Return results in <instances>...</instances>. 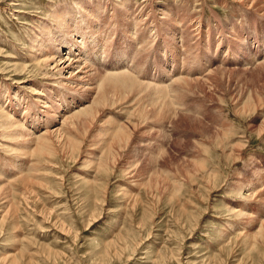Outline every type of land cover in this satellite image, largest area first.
I'll return each mask as SVG.
<instances>
[{"label": "rangeland", "instance_id": "1", "mask_svg": "<svg viewBox=\"0 0 264 264\" xmlns=\"http://www.w3.org/2000/svg\"><path fill=\"white\" fill-rule=\"evenodd\" d=\"M250 1L0 0V264H264V0ZM76 5L116 25L90 35L88 90L62 87L34 40ZM160 5L187 22L156 12L158 33ZM114 64L138 80L125 100L98 86ZM44 99L51 131L90 114L45 149Z\"/></svg>", "mask_w": 264, "mask_h": 264}, {"label": "bare ground", "instance_id": "2", "mask_svg": "<svg viewBox=\"0 0 264 264\" xmlns=\"http://www.w3.org/2000/svg\"><path fill=\"white\" fill-rule=\"evenodd\" d=\"M144 1H147V0H144ZM239 1H242V0H238V2ZM157 3H159V2H157ZM160 7H161V5L157 6V9L153 8V7L151 8L152 10L155 11L154 15L153 14H149L150 15L149 16L147 14L149 16L148 19H149L150 26L155 28V29H157L158 33L160 32V28L163 26V24H162V26L159 25L157 19L156 18L154 19L155 15H157V14H155L156 12H158V15L161 13L160 15L163 16V15H165L166 11L168 12L169 9H170V12L174 13V15L179 19V22H176V23H178V26L181 25L182 22L186 21V20L182 19V15H178L179 13H177L173 9H171L172 7L171 8L168 7L165 10L160 8ZM75 9H77V12H78L77 14H80V17H79L80 20L79 21H77V18L74 17V14H75L74 11H76ZM75 9L71 11V9L67 8V9H57L56 11H54V15L53 16H54L55 20L52 22V23H54V24H52V26H53V28H55V31H56V34H57L58 37L55 36V35L54 36H49L48 35L49 39L48 40L46 39V40L42 41V39L45 36H43L42 39H41V38H39V34H38L35 37L34 40H35V42H39V43H37V44H39V45H37L38 46V51H40L39 54L44 55V57H45L44 60H42L41 62H43V64L46 65V68L48 70L51 69L52 71H55L56 75L59 76V78L62 81H64V82H60V85L62 87H64V88L66 86H68V87L71 86V88H73V89L75 88V89L79 90V89H84V87L86 85L89 86L88 88H90L91 85L94 86V83H92V81H93L92 78L95 75L94 73H96V69L94 71V69L89 67L91 65V64H89V62L92 63V60H91L90 57L89 58H86V57L92 55V52L89 50V47L93 46V45H96V41L97 40H96V38H93L90 35L93 34V33L94 34H98L99 36H102V37H106V35H107V39L110 40L111 36H112L111 35L112 30H111L110 27H113L114 24L110 22L107 25H103L102 22L103 21L105 22V20L101 19L99 17L98 14H101V13L98 10H92V9L88 10V9H85L84 7H82V5H80V6L76 5ZM91 11H93V12L90 13ZM151 15H153V17ZM89 17H92V19H94V22H92L91 24H89L87 22ZM133 21H134L133 25H134V29H135L134 34H137V31H139V33L136 35L137 46L135 48V50L136 49L138 50L139 47H140V46L138 47V45H140L142 43L144 44V42L149 39V37H150V35H148L149 29H145L144 31L142 29H140V26H139L138 22L141 21V17H139L138 19L134 18ZM182 24H184V23H182ZM181 29L182 28H179V30H181ZM182 33L183 32L181 30V34ZM174 35L179 36L180 35L179 31H178V33H176V31H174L173 32V36ZM177 36H174L175 38L171 37L172 40L174 39V40L178 41V39H180L179 41H183L181 39V37L177 38ZM56 37H57V39H55ZM112 38H113V40L116 39L114 35L112 36ZM168 39H169V36H168ZM108 43H109V41H107L104 44V48L101 51L95 53L96 54L95 58H97V56L99 57L100 54L102 55V59L99 57V59H100L99 61L101 62L100 64H103L106 61L107 56H109V52L113 51L114 52L113 54L115 55V51L113 49L109 50L112 47L109 46ZM146 43H147V41H146ZM144 46L145 45H143V47ZM140 49H139V51H140ZM64 51H66L65 54H63ZM73 51H78L79 54H75L74 55V54H72ZM143 51H144V48H143ZM105 55H107V56H105ZM112 66L114 68L111 67V65H109V68H110L109 70H114V71L104 72L105 73V74H103V75H105L103 77L104 80L102 78H100V80H99L100 84L98 86H99V88H102V87H104V85H106L109 88H113L115 90H118V91H120V94L122 95V97H124L123 96L124 93H122V92L125 91V88H128V90L131 91L130 87L135 85V81L137 80L135 78L136 75L134 73L132 74L130 71H128V72H126V71L120 72L121 68L117 67V65H115V64L112 65ZM148 85H149V83H148ZM145 86L148 88L150 85L147 86L145 84ZM152 88L154 89V87H152ZM91 89H93V88L91 87ZM94 89H95V87H94ZM159 90H162V88L161 89L159 88ZM118 91H115V92H118ZM129 95L130 94H127V96H129ZM38 96L40 97V96H42V94L39 93ZM97 96L98 97L101 96L100 91L96 92V96L95 97L97 98ZM106 96H105V93L102 94V97L104 99H105ZM59 97H60V94H59ZM125 97H124L123 100H125ZM120 99H121V96H120ZM44 100H45V102H42V101L41 102L43 103L42 104V108L45 109V111L44 110L42 111V112H44V118H45L44 119V123H46V124L43 125V126H45L44 127L45 128V132L41 135L42 136L41 138L40 137L37 138V139H40L38 143H40L43 146L42 147L43 149L49 148L48 145H50L51 141L48 139V137H51L52 135H58L61 132L62 128L65 127L69 122H71V127H77V125L79 123L87 121V118L85 116H89L90 115V114L88 115L87 108L83 107L79 111L73 113L71 116H67V113H68V109H67V113L61 114V117H62L61 118L62 119V126L61 127L62 128L61 127L58 128V129L56 128L55 130L51 131L49 128L46 127V125L48 123H50V120L53 121V117H55V113L59 112V110L55 111L56 109H53L54 108V102L51 99H44ZM49 102H50V104H49ZM152 102H153V99H152ZM25 108L27 109V107H25ZM51 109H53L54 111H50ZM11 110H13V109H11ZM60 110L62 111L63 109L61 108ZM10 111L9 112L4 111V113H3L6 118H10L12 120L11 121L12 125H11L10 128H12V127L13 128L17 127V128H20V129H21V127L23 128L21 123L23 124L24 121L20 123L19 121H17L16 118L11 117L13 114L10 116ZM12 112L17 114L15 112V109ZM138 113H139V111H138ZM42 120H43V117L42 118H40V117L38 118V121H37L39 123L38 125H40L41 122H43ZM0 126H1L0 129L2 128L3 131H4L3 125L0 124ZM117 126H118V124H117ZM116 129H119V127L118 128L116 127L115 130L113 128L114 131H116ZM24 130H25V128H24ZM123 130L125 132V129H123ZM6 132H7V130H6ZM72 132H74V131H72ZM2 137L3 136H1L0 138H2ZM125 139H127V138L125 137ZM240 214H241V212H240Z\"/></svg>", "mask_w": 264, "mask_h": 264}]
</instances>
